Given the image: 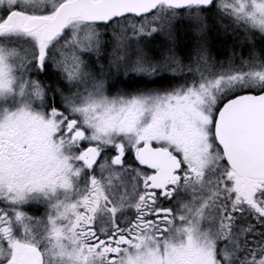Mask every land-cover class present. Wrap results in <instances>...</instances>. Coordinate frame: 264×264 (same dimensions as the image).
I'll return each mask as SVG.
<instances>
[{
  "label": "snow or ice",
  "instance_id": "6c2138e0",
  "mask_svg": "<svg viewBox=\"0 0 264 264\" xmlns=\"http://www.w3.org/2000/svg\"><path fill=\"white\" fill-rule=\"evenodd\" d=\"M0 264H264V0H0Z\"/></svg>",
  "mask_w": 264,
  "mask_h": 264
},
{
  "label": "rangeland",
  "instance_id": "374dc122",
  "mask_svg": "<svg viewBox=\"0 0 264 264\" xmlns=\"http://www.w3.org/2000/svg\"><path fill=\"white\" fill-rule=\"evenodd\" d=\"M231 30V29H230ZM190 43V39L186 40L183 36L180 38L181 55L184 54V45ZM240 51L234 47V42L229 37L227 40H218L213 37L211 42V54L219 60H227L233 51ZM122 87V86H121ZM114 94V93H113Z\"/></svg>",
  "mask_w": 264,
  "mask_h": 264
},
{
  "label": "flooded vegetation",
  "instance_id": "af4514ba",
  "mask_svg": "<svg viewBox=\"0 0 264 264\" xmlns=\"http://www.w3.org/2000/svg\"><path fill=\"white\" fill-rule=\"evenodd\" d=\"M224 24H228V20L223 21ZM51 83V81H49ZM167 206V205H166ZM29 212L30 214H42L43 213V206L35 207V206H29Z\"/></svg>",
  "mask_w": 264,
  "mask_h": 264
},
{
  "label": "trees",
  "instance_id": "16d2710c",
  "mask_svg": "<svg viewBox=\"0 0 264 264\" xmlns=\"http://www.w3.org/2000/svg\"><path fill=\"white\" fill-rule=\"evenodd\" d=\"M123 87V85H121ZM129 91H131L132 89H128Z\"/></svg>",
  "mask_w": 264,
  "mask_h": 264
}]
</instances>
